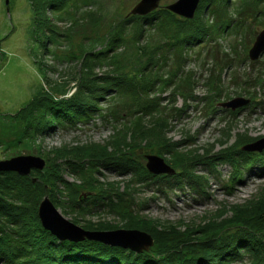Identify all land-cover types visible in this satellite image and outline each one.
Wrapping results in <instances>:
<instances>
[{
    "label": "rangeland",
    "instance_id": "rangeland-1",
    "mask_svg": "<svg viewBox=\"0 0 264 264\" xmlns=\"http://www.w3.org/2000/svg\"><path fill=\"white\" fill-rule=\"evenodd\" d=\"M139 1L94 0L92 5L85 6L80 0H75L63 13L53 14L41 6V1L33 3L35 12L29 0H0V162L33 156L45 163L42 170L33 169L28 176L21 177L24 179L15 175L12 182L5 177L0 179L6 187H19L22 190L20 198L27 203L32 201L34 207L26 204L24 208L14 198L2 193L0 203L16 208L21 206L28 212L34 209L37 214L40 202L46 197L62 217L83 230L145 232L153 242L142 253L150 259H161L172 256L176 251L172 235H168L171 231L180 235L181 240L188 237L192 244L202 243L206 236H223L239 229V226L241 228L246 218L243 212H237L242 216L241 221L225 227V233L216 230L214 234L208 231L205 235H197L195 232L203 225H217L231 219L237 215L235 210L238 208L264 215V155L263 159L254 160L255 164L250 165L249 170L242 165L244 159L241 157L245 152L242 150L244 146L264 139V66H261L264 52L254 61L248 55L256 37L264 31V24H260V20L249 19L246 26L248 35L242 43L237 41L239 37L228 34L215 41L198 42L200 46L189 51L188 61L183 64L186 74L182 75L187 82L193 80L195 101H185L181 96L173 95L172 83L164 88L156 86V81L155 93L151 92L148 98L159 94L158 107L162 112L157 117L151 114L115 124L102 119L70 124L68 122L72 119L65 120L62 115L53 119L45 117L50 129L40 130L37 124L39 117L28 111L21 112L36 93H50L54 85L68 89L65 97L53 95L54 99H71L76 94L75 75L85 73L82 67L84 58H72L71 54L80 52L81 56L82 52L84 55L90 50L94 52L92 43L85 40L89 32L91 38L100 37V44L95 49H102L103 36L108 32L106 22L115 23L131 16L130 10ZM175 1L160 0L157 9H165ZM230 2L234 5L237 0ZM97 24L101 25L100 31L91 32ZM46 27L55 32L50 33ZM86 27H90V31ZM146 39L147 34L133 39V32H127L128 43L112 49L109 57L125 65L124 56L116 55L123 49L130 53L132 60L137 59L134 64L140 67L139 63L145 56L136 51L148 46ZM200 48L203 49L198 54ZM246 56L247 60L242 61ZM224 59L229 61L228 68ZM100 63L94 68L91 67L93 63L90 64L92 76L104 77L107 72L112 74L115 71L110 70L113 66ZM171 64L170 60L160 61L158 74L162 79H168L169 70L176 68ZM211 68L216 73L224 72L218 92H210L211 88L205 85ZM125 69L136 68L121 67V70ZM232 76L237 77L234 82L230 80ZM152 81L149 78L147 82ZM101 86L102 93L108 85ZM89 88L85 86L78 96L86 99ZM237 98L249 102L234 111L220 106ZM97 100L102 109L108 105L115 106L116 101L110 96ZM204 101L213 102L208 110L212 109L214 113L205 111ZM55 119L60 122L54 123ZM145 127L156 128L163 135L159 145L155 138L142 137L144 132L141 129ZM169 144H177L179 148L174 151L170 146L173 150H168ZM260 146L264 147V143ZM175 152L189 155L185 158L179 155L178 158ZM246 153L264 154V148L259 152ZM150 155L163 159L178 174L177 177H139L138 173L144 169L147 171L146 157ZM11 230L12 237L20 231L17 227ZM156 236L160 238L156 239ZM180 254L183 256V252ZM251 259V256L243 254L233 264H255ZM183 260L178 261L182 263Z\"/></svg>",
    "mask_w": 264,
    "mask_h": 264
},
{
    "label": "trees",
    "instance_id": "trees-1",
    "mask_svg": "<svg viewBox=\"0 0 264 264\" xmlns=\"http://www.w3.org/2000/svg\"><path fill=\"white\" fill-rule=\"evenodd\" d=\"M29 1L32 4V9L36 12L33 4L35 0ZM39 1H41L40 4L43 8L46 7L48 9L49 13L60 14L75 0H36V3L38 4ZM80 2L88 6L92 5L94 0H80ZM249 19L253 21L260 20L259 23L264 24V0H237V3L234 5L230 0H200L194 18L190 20L180 18L164 8H159L147 16H127L115 23L106 22L108 32L103 36L105 41L102 49H95V46L100 44V37L98 39L91 38L88 35H91L89 32L85 36V40L92 43L94 52L91 50L90 52L87 51L86 55L82 52L81 56H79L80 52L78 54H71L72 58H84L82 67L85 73L80 72V74L75 75V78H77L74 81L76 94L68 101L54 99L53 95H57L59 98L65 97L68 90L66 86H63L65 87L63 89V87L58 88L59 85H54L53 87L55 88L51 87V92H47L50 97L44 91L43 93L41 91L36 93L31 102L21 112L27 113L28 111V113L39 117L37 124L40 130L50 129L51 125L45 121V117L53 119L62 115L65 120L72 119L71 122H68L70 124L82 123V121L86 122L92 119H102L105 122L115 124L133 118L140 119L151 114L157 117L162 112V109L158 107L160 103L159 94L155 98H148L151 92L155 93V82L157 81L156 86L161 85L164 88L172 83L170 87L173 95H179L185 101L188 99L195 101L194 98L196 97L192 94L193 80H188V83L187 80H184V77L182 79V75L186 74L183 64L188 61L190 49L194 50L195 46H200V43H198L200 41L202 43L209 39L215 41L224 34L234 35L235 38L239 37L237 41L242 43L243 39L248 35L246 26ZM38 25L41 28L44 27H42L41 23H38ZM100 26L98 24L93 26L94 28L91 32L100 31ZM78 27H82V21ZM88 28L86 27V29ZM47 30L50 33L55 32V30L50 28H47ZM88 30L90 31V29ZM130 31L133 32V39H138L142 35L147 34L145 44L148 46L145 49L143 47L137 48L136 51L139 55L145 56L144 61L139 63L140 67L134 64L137 59L132 60L130 53L127 54L123 49L119 53H116V55L124 56L125 65H121L119 62L113 61L114 58L109 57L112 49L115 50L116 47L118 48L128 43L126 35ZM55 36L58 38V35ZM65 37L67 41V36ZM202 49H199L198 54H201L200 51ZM246 58L247 56L242 61ZM162 60H170L176 67L175 69L171 67L168 79L165 80L158 74L161 69L159 63ZM224 60L226 61L225 66H227V62L229 61ZM100 62H105L110 67L113 66L110 70L115 69V71L112 74L107 72L104 77L92 76V68L95 65L99 66L102 64ZM91 63H93L92 68L90 67ZM261 66L263 67L264 63ZM121 67L136 69H125V71L121 70ZM152 73L154 74L151 75ZM223 74L222 70L216 73L214 68L210 69V75L207 78L206 84L204 83L211 88L210 92H218L217 89L221 86ZM135 77L139 79L137 80ZM149 78L153 79L152 83L147 82ZM236 78V76H232L231 82H234ZM98 83H100V86ZM101 84L108 85L104 87L102 93V90L99 89L100 87L102 88ZM90 85L92 86L89 88ZM85 86L89 88L86 93V99L78 96L80 90ZM107 92L111 93L107 95ZM101 95L103 96L101 97ZM104 96L116 99L115 106L108 105L110 108L108 106L106 109L99 108L97 99L99 97L103 99ZM204 102L206 106L205 111L211 114L214 113V110H208L212 107L213 102ZM250 102H252L251 99ZM53 110L55 113L52 114ZM175 111H178L180 114L179 110ZM230 114L234 115V112L230 111ZM55 115L57 116L54 117ZM159 119L163 120L161 117ZM55 121L54 123L57 124L60 122L56 119ZM40 130H38L39 133H42ZM141 130V132H144L142 137L155 138L158 141L156 143L158 145L163 140V135L156 128L149 129L145 127ZM170 146H173L174 151L179 148L177 144H169L168 150L172 149ZM242 154V160L244 159L242 165L246 166V170L252 167L250 165L255 164L254 160H257V158L261 159L264 155L258 153L247 154L246 152H242ZM179 155L185 158L189 154H177L175 152V157L180 158ZM245 155H247V158ZM13 173H0V179L1 177H5V179H10L12 182L15 176H18L19 179H24L21 177H25H19L18 174ZM138 175L139 177L154 176L149 174L145 169L142 170V173H138ZM177 175L175 173L173 177L167 175H164V177L176 178ZM237 175H240V173L238 172ZM193 186L196 185L193 184ZM20 191L22 190L19 187L11 186L9 188L0 182V193L2 195H7L11 199L14 198L24 208L26 204L34 207L35 205H32V201L27 203V201L24 202L20 198ZM21 206L16 208L14 205L0 203V264H233L234 262H238L243 254L251 256L252 262L255 264H264V215L252 210L238 208L235 210V215H237L232 216L229 220L221 221L217 225H203L201 230L195 231L197 235H205L208 231L212 234L216 230L224 231L228 225L240 222L242 216H239L237 212H243V216L246 218L241 228L239 226V229L226 232L223 236H206V240H203L204 242L202 243L197 242L192 244L188 237L187 240H181L180 235L171 231L168 235H172L171 238L172 242L175 243L176 251L170 257H161V259L152 257L150 259V256L145 253L135 254L129 250L109 247L88 240L78 243L59 242L42 228L34 209L28 212L21 208ZM11 227H17L20 230L16 232L17 237L14 236L16 239L10 236L13 233ZM170 227L172 228V226ZM146 230H148L147 227ZM258 233H263V235H259ZM159 238L156 236V239ZM13 239L15 240L13 241ZM16 241H18L17 245ZM156 241L158 242V240ZM180 252H183V256ZM180 259H184L182 263L178 261Z\"/></svg>",
    "mask_w": 264,
    "mask_h": 264
},
{
    "label": "water",
    "instance_id": "water-1",
    "mask_svg": "<svg viewBox=\"0 0 264 264\" xmlns=\"http://www.w3.org/2000/svg\"><path fill=\"white\" fill-rule=\"evenodd\" d=\"M199 0H177L165 6V9L184 19H192ZM160 0H140L129 12L133 16H147L159 7ZM264 52V31L259 33L249 51V59L254 61ZM249 101L240 98L220 104L221 107L234 111ZM264 139L242 148L245 152L261 151ZM260 146V147H259ZM145 165L152 175H175V171L158 156H147ZM45 163L42 159L25 156L0 162V173L14 172L19 176H28L31 170H42ZM37 216L44 230L59 242L78 243L84 240L102 243L111 247H120L136 254L142 253L152 245V238L138 230L87 231L62 217L48 198H44L38 207Z\"/></svg>",
    "mask_w": 264,
    "mask_h": 264
}]
</instances>
